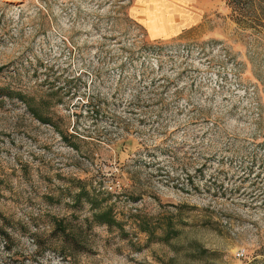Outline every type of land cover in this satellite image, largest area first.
Segmentation results:
<instances>
[{"label": "rangeland", "instance_id": "374dc122", "mask_svg": "<svg viewBox=\"0 0 264 264\" xmlns=\"http://www.w3.org/2000/svg\"><path fill=\"white\" fill-rule=\"evenodd\" d=\"M188 1L0 0V264H264V0Z\"/></svg>", "mask_w": 264, "mask_h": 264}, {"label": "crops", "instance_id": "0c3cea01", "mask_svg": "<svg viewBox=\"0 0 264 264\" xmlns=\"http://www.w3.org/2000/svg\"><path fill=\"white\" fill-rule=\"evenodd\" d=\"M152 3L158 7H162L163 10L158 8L155 12H149L148 13L149 20H151L152 15L155 14V19L157 22L169 23L170 21L179 22L180 19L174 17L172 18L171 14L174 13L181 14L184 10L186 11L184 7L188 5L189 1L188 0H152ZM170 7H173V10L175 11L174 12L170 11ZM168 8H169V12H167ZM165 9L167 11H165Z\"/></svg>", "mask_w": 264, "mask_h": 264}, {"label": "trees", "instance_id": "16d2710c", "mask_svg": "<svg viewBox=\"0 0 264 264\" xmlns=\"http://www.w3.org/2000/svg\"><path fill=\"white\" fill-rule=\"evenodd\" d=\"M245 2H246V0H230L229 6L232 7L235 12L239 13L242 11V8H243ZM3 96L12 97L11 95H9V93H5L4 91H2L0 89V97H3ZM38 120L41 122L47 123V121H45L41 117H39ZM74 146L75 145H73V147ZM95 222L98 224H105L109 227H111L115 224V221L112 219L110 213H108V212H104V213L96 215L95 216Z\"/></svg>", "mask_w": 264, "mask_h": 264}]
</instances>
